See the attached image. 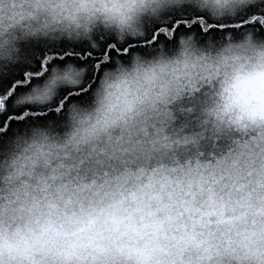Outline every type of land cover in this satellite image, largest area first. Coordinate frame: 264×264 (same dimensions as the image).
Instances as JSON below:
<instances>
[{"label": "clouds", "instance_id": "clouds-1", "mask_svg": "<svg viewBox=\"0 0 264 264\" xmlns=\"http://www.w3.org/2000/svg\"><path fill=\"white\" fill-rule=\"evenodd\" d=\"M185 13L250 22L106 58L92 81L70 60L14 93L39 110L88 95L0 138V264H264V0H0V69Z\"/></svg>", "mask_w": 264, "mask_h": 264}, {"label": "snow or ice", "instance_id": "snow-or-ice-1", "mask_svg": "<svg viewBox=\"0 0 264 264\" xmlns=\"http://www.w3.org/2000/svg\"><path fill=\"white\" fill-rule=\"evenodd\" d=\"M252 22L258 21V27L264 28V15L251 17ZM250 21L240 19L226 23L216 22L199 14L177 16L164 25H154L150 36L145 41L129 42L117 45L111 41L105 42L100 50L93 51L84 47H69L64 44L58 46L32 44L28 47L26 60L16 65L0 69V138L11 133L12 128L25 122L55 119L66 104L73 101H85L88 92L87 85L78 89H62L57 101L49 109H19L14 107V93L25 90L26 87L39 84L44 79L46 71L54 65L74 61L88 66V81H92L95 73L103 71L109 65L105 62L109 57L125 58L131 51H146L147 45L163 41L165 44L174 42L175 35L181 32L194 31L198 35L217 37L226 31L235 32L243 28Z\"/></svg>", "mask_w": 264, "mask_h": 264}]
</instances>
